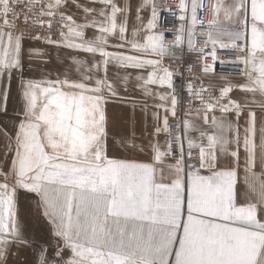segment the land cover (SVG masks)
<instances>
[{
	"label": "snow or ice",
	"instance_id": "1",
	"mask_svg": "<svg viewBox=\"0 0 264 264\" xmlns=\"http://www.w3.org/2000/svg\"><path fill=\"white\" fill-rule=\"evenodd\" d=\"M175 2L181 23L169 43L156 31L160 12L171 11L164 0H142L135 19L146 8L151 19L131 39L130 0H0V111L14 79L23 102L14 136L3 133L12 159L0 169V264H264V0H216L212 19L198 15L203 0ZM198 26L208 53L197 48ZM26 39L68 51L62 78L25 76L26 53L49 62ZM185 41L204 61L230 50L231 63L243 66L246 98L233 99L232 86L215 96L189 83L183 105L180 73L164 60H179ZM111 68L122 70L125 92L134 77L144 96L160 101L150 163L108 154L110 135L129 154L144 151L134 123L110 132V98L132 103L133 114L137 107L120 97ZM212 71L205 63L203 72ZM139 107L147 113L146 101ZM21 194L34 201L28 211L48 227L47 239L25 223Z\"/></svg>",
	"mask_w": 264,
	"mask_h": 264
},
{
	"label": "crops",
	"instance_id": "2",
	"mask_svg": "<svg viewBox=\"0 0 264 264\" xmlns=\"http://www.w3.org/2000/svg\"><path fill=\"white\" fill-rule=\"evenodd\" d=\"M81 3H87L88 0H80ZM128 0H117V3H119L121 6H123L125 3H127ZM131 7H132V17L129 20V38L131 39V30L136 28H142L146 27L148 21L151 19V11L150 9L146 8L141 13L143 20L137 21L135 19L136 17V9L137 6L142 3V0H130ZM96 7H99V5H96ZM69 14L73 15L78 21L81 20L82 12L77 11L75 7H72L69 10ZM92 31L89 29L88 36L91 38ZM158 32V29H156ZM144 33L141 32L140 39L141 42L143 41ZM25 48L29 49H39L42 50L48 58V63L45 64L39 59H33L29 60L27 59V53H26V70H25V76L29 78H33L36 80H42L45 78H51L56 79L58 75L62 78V73L64 69L66 68L68 61L69 53L65 49H57L53 46L44 44L40 41H34V40H25ZM79 56L83 59H90L89 56L86 54L80 53ZM120 72L122 75V70H118L116 68H111L109 71V79L113 81V83L116 85L118 92L120 93L121 98H127L131 101H134L137 105L135 109V114H133L132 111V103H123L121 100L117 98H110L108 104L106 105V111L109 118V128L111 133L120 132L126 129L131 128L133 123L135 124V132H136V142L138 145L144 146V151H134L131 154L126 152L123 148L119 146L117 141L118 137H113L110 135L109 138V146H108V154L109 156H115L118 158H127V159H135L140 162H151V149L149 147L150 141L153 140L152 131L154 126V119H153V113L154 112H160L161 115H163L162 109H158L153 107L155 104H159L160 101L155 98H149L143 95L141 90L139 89L137 85V82L135 81V78L133 77L132 81L128 84V91L125 92L123 82L121 80L120 75L117 73ZM73 79H77L78 77L75 75V73L72 74ZM246 82L245 77H236V76H206V78L203 80V84L205 87L208 88H224L228 86H232L233 91L230 93V96L233 99H236L238 101H243L247 94L240 91L238 86L242 85ZM153 88V91L155 92H162L165 91L164 89H160L158 86H151ZM147 102L148 108L147 113H143L140 110L139 105ZM22 98L19 94V89L16 80L14 79L12 82V89L9 93V99L7 103V112L0 111V169H3L4 171H8L10 167V162L12 159V153L7 152L5 150V145L7 144V138L5 135H3L4 132H7L9 136H14L16 130H17V124L19 120L22 118L18 115L22 109ZM257 113L259 115V109H257ZM217 116L221 115L219 112L216 113ZM231 118V115H230ZM171 122V118H170ZM244 121L243 118H241V125H243ZM165 137L162 134L160 136V143L161 145L164 144ZM240 179L243 180V168L241 167V173H240ZM3 182V181H0ZM11 183V180L9 181ZM243 185L241 184V187ZM29 202L24 199L23 194H21L20 197V206L23 209V215L25 223L28 225V227L31 229L33 235L43 237L45 239L48 238V227L37 220L35 216L28 211V205ZM30 258V255H29Z\"/></svg>",
	"mask_w": 264,
	"mask_h": 264
},
{
	"label": "built area",
	"instance_id": "3",
	"mask_svg": "<svg viewBox=\"0 0 264 264\" xmlns=\"http://www.w3.org/2000/svg\"><path fill=\"white\" fill-rule=\"evenodd\" d=\"M164 2L168 3L171 6V11H161L160 12V20L159 24L160 27H158V32H162L165 36V39L167 42L171 43L175 40L176 30L181 23L179 21L178 17L173 16L172 12L178 11L176 7L175 0H164ZM204 7L198 10V15L203 18L205 16V13H207V18L212 19L213 13H214V6L216 4V0H203ZM190 24V21H189ZM23 24H21V30L23 29ZM29 30L32 32L39 31L41 34H47L46 30L43 29H35L29 26ZM54 31L58 32L59 29H54ZM197 48L204 47L205 53L210 52V46H205L201 43V41L205 38L204 35L201 34V28L198 26L197 32ZM53 39H59L58 35H54ZM176 55L180 57L179 60L173 61L171 59H165L164 65L176 69L180 75L175 77L178 90L181 94V100L183 105L187 106L189 99H191L190 94L187 91V85L189 83L193 84V86L197 89L201 85L204 86L203 80L206 78V76H236V77H245V75L241 74V70L243 69L242 65H239L238 63H231L232 60H234V57L232 56L230 50H224V49H217V56L218 59L213 62L212 57L209 55L207 58V61H204L201 59V54L194 51H189L187 48V42L185 41V45L182 49L176 51ZM221 61H225L226 63H221ZM207 63L208 66H210L213 71L205 74L203 72V67ZM189 68H191V71H189ZM205 87V86H204ZM208 88V87H207ZM212 89V94L215 96L220 95L221 88H210ZM205 97L207 99V94H205ZM196 105H199V102L196 101ZM183 113L178 111V116L182 115ZM170 123L175 124V120H171ZM0 181H2V178H0Z\"/></svg>",
	"mask_w": 264,
	"mask_h": 264
}]
</instances>
